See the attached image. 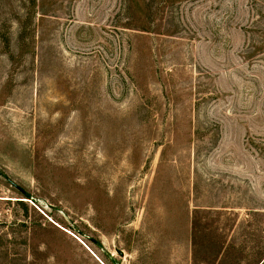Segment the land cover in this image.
Here are the masks:
<instances>
[{
    "label": "rangeland",
    "instance_id": "obj_1",
    "mask_svg": "<svg viewBox=\"0 0 264 264\" xmlns=\"http://www.w3.org/2000/svg\"><path fill=\"white\" fill-rule=\"evenodd\" d=\"M0 264H264V0H0Z\"/></svg>",
    "mask_w": 264,
    "mask_h": 264
}]
</instances>
